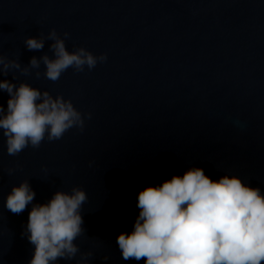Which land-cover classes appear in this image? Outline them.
<instances>
[{"label": "water", "instance_id": "water-1", "mask_svg": "<svg viewBox=\"0 0 264 264\" xmlns=\"http://www.w3.org/2000/svg\"><path fill=\"white\" fill-rule=\"evenodd\" d=\"M52 29L70 33L69 51L85 47L107 61L46 78ZM29 37L44 38V48L29 50ZM0 55L21 65L0 70V81L63 95L85 120L83 131L46 134L15 156L0 130V264H29L35 246L22 233L32 204L58 191L81 187L88 199L80 251L57 264L89 251V264H137L122 259L116 238L131 232L138 194L190 167L264 191V0H0ZM9 99L0 90L5 109ZM24 180L36 196L15 214L6 197Z\"/></svg>", "mask_w": 264, "mask_h": 264}, {"label": "clouds", "instance_id": "clouds-1", "mask_svg": "<svg viewBox=\"0 0 264 264\" xmlns=\"http://www.w3.org/2000/svg\"><path fill=\"white\" fill-rule=\"evenodd\" d=\"M56 29L47 39L54 43L55 58L42 57L46 78L56 81L70 67L83 72L98 62H106L85 47L69 51L66 39ZM29 50L44 48L45 39L29 37ZM0 70L6 76L10 69H21L18 60L0 55ZM40 60L32 57L30 68H39ZM28 74L30 69L25 68ZM40 73H36L39 78ZM0 90L10 94L7 109L0 105V130L6 137L9 155H18L31 145L58 140L73 126L84 130L85 120L71 99L54 97L29 83L17 86L0 81ZM92 116L88 113V118ZM14 169H9L12 174ZM36 192L28 180L13 186L5 207L22 213L32 204ZM86 191L74 187L71 192L58 191L44 204H32L28 223L22 235L35 246L29 264H57L60 258L71 260L80 251L74 242L85 228L82 205ZM139 214L131 232H123L116 243L124 261L139 264H262L264 262V191L237 175L225 174L213 180L203 168L190 167L183 176L174 175L161 185L149 186L137 197ZM91 251L82 253L78 264H89ZM108 256H104L107 261Z\"/></svg>", "mask_w": 264, "mask_h": 264}]
</instances>
